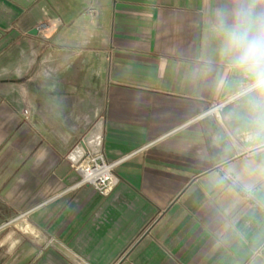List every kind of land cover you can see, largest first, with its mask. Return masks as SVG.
I'll list each match as a JSON object with an SVG mask.
<instances>
[{
  "label": "crops",
  "instance_id": "crops-1",
  "mask_svg": "<svg viewBox=\"0 0 264 264\" xmlns=\"http://www.w3.org/2000/svg\"><path fill=\"white\" fill-rule=\"evenodd\" d=\"M236 6L0 0V264H264V100L218 52ZM99 119L126 157L106 197L67 160Z\"/></svg>",
  "mask_w": 264,
  "mask_h": 264
},
{
  "label": "clouds",
  "instance_id": "clouds-1",
  "mask_svg": "<svg viewBox=\"0 0 264 264\" xmlns=\"http://www.w3.org/2000/svg\"><path fill=\"white\" fill-rule=\"evenodd\" d=\"M219 57L244 95L264 100V20L249 0H237L230 19H221Z\"/></svg>",
  "mask_w": 264,
  "mask_h": 264
},
{
  "label": "built area",
  "instance_id": "built-area-1",
  "mask_svg": "<svg viewBox=\"0 0 264 264\" xmlns=\"http://www.w3.org/2000/svg\"><path fill=\"white\" fill-rule=\"evenodd\" d=\"M51 29L49 23H37L32 34L44 37ZM220 104L215 105L218 107ZM213 106L214 108H216ZM126 157H120L117 160L109 161L101 153L95 156H86L81 163L73 166L79 179L77 186L90 187L100 196H108L117 186L119 180L115 174V169L125 160Z\"/></svg>",
  "mask_w": 264,
  "mask_h": 264
},
{
  "label": "water",
  "instance_id": "water-1",
  "mask_svg": "<svg viewBox=\"0 0 264 264\" xmlns=\"http://www.w3.org/2000/svg\"><path fill=\"white\" fill-rule=\"evenodd\" d=\"M103 119H99L84 135L81 141L67 155V160L74 166L83 161L86 156L102 153Z\"/></svg>",
  "mask_w": 264,
  "mask_h": 264
},
{
  "label": "rangeland",
  "instance_id": "rangeland-1",
  "mask_svg": "<svg viewBox=\"0 0 264 264\" xmlns=\"http://www.w3.org/2000/svg\"><path fill=\"white\" fill-rule=\"evenodd\" d=\"M215 107H216V106H215ZM218 108H219V107H218ZM218 108H214V107H212V110H216V109H218ZM209 109H210V108H207V110H209ZM217 111H218V110H217ZM217 111H216V112H217ZM216 112H215V113H216Z\"/></svg>",
  "mask_w": 264,
  "mask_h": 264
}]
</instances>
